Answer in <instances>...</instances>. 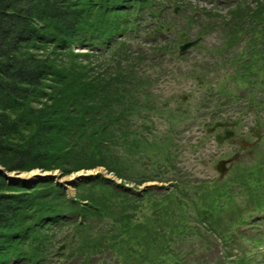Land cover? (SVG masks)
I'll return each mask as SVG.
<instances>
[{
    "label": "rangeland",
    "instance_id": "obj_1",
    "mask_svg": "<svg viewBox=\"0 0 264 264\" xmlns=\"http://www.w3.org/2000/svg\"><path fill=\"white\" fill-rule=\"evenodd\" d=\"M261 1L154 0L158 5L149 10L164 26L161 33L151 34L149 10L143 6L146 24L140 35L129 37L133 49L148 53L164 40L175 42L174 48L197 37L200 41L174 61L166 53L159 65L147 59L134 67L150 79L144 88L147 106L127 119V148L111 150V169L97 166L68 175L41 168L19 171V176L33 173L29 188L50 179H33L35 175L54 174L53 182L65 189L60 196L71 202L56 201L66 219L55 221L48 236L53 241L51 255L59 253L46 257L43 264H264V217L252 220L264 214V135L257 141L247 138L248 133L243 136L251 127L264 132V4L253 11ZM181 33H186L185 39ZM87 50L73 47L74 52ZM106 50L90 59L94 67L106 62ZM138 96L142 98L139 91ZM223 119L234 121L235 137H246L253 146L244 150L232 146L231 140L218 143L215 133H207L206 127ZM135 137L139 147L130 146ZM234 152L240 156L220 177L217 162ZM79 174H98L102 182L121 181L140 185L138 189L154 183L157 188L138 199L116 188L107 216L84 225L72 198L86 202L111 189L81 185L83 179H75ZM17 184L21 183L12 185ZM174 240L176 248L171 250ZM110 246L113 252L99 259L102 255L96 253ZM152 255L159 258L151 259ZM7 257L13 262L12 254Z\"/></svg>",
    "mask_w": 264,
    "mask_h": 264
},
{
    "label": "trees",
    "instance_id": "obj_2",
    "mask_svg": "<svg viewBox=\"0 0 264 264\" xmlns=\"http://www.w3.org/2000/svg\"><path fill=\"white\" fill-rule=\"evenodd\" d=\"M263 4L264 0L250 10ZM157 5L154 0H0L1 170L41 168L68 175L97 166L112 168L111 150L127 148V119L147 106L144 88L150 79L134 67L147 59L159 65L166 53L173 59L178 56L175 42L164 40L148 53L129 42L146 24L143 6L151 10ZM150 10L149 33H161L164 24ZM74 46L88 50L74 52ZM104 48L107 59L97 69L91 60ZM129 142L138 147L141 143L136 137ZM82 179L81 185L111 189L86 202L72 198L86 225L89 219L107 216L118 186L108 179L102 182L98 174ZM30 185L14 186L0 176V264H43L46 257L59 253L51 255L48 233L55 221L66 219L56 201L71 202L60 196L65 189L53 179ZM121 211L124 217L127 208ZM174 241L171 250L178 240ZM107 251L113 252L111 246L96 254L104 260ZM9 254L14 257L11 263Z\"/></svg>",
    "mask_w": 264,
    "mask_h": 264
},
{
    "label": "water",
    "instance_id": "obj_3",
    "mask_svg": "<svg viewBox=\"0 0 264 264\" xmlns=\"http://www.w3.org/2000/svg\"><path fill=\"white\" fill-rule=\"evenodd\" d=\"M185 35L186 34H182L181 37L185 38ZM199 39L200 38L197 37L194 40L186 41L185 43L181 44L179 46V52L184 53L188 48L194 47L197 44V42L200 41ZM222 125H227V123L226 122H222V123L217 122V123H215V125L213 127H211V129H209V132L214 130L216 126H222ZM229 135H230V133L227 132L224 137L225 138L229 137ZM216 139H217L218 142H222L224 138L216 136ZM246 144H247L246 142L245 143L244 142L241 143L242 147H244ZM228 161L229 160H221V161L218 162V164L216 166V169H217V171H219L221 177L224 176V174L226 172V163ZM19 173H20L19 171H16V173L9 174L7 171H4V170L0 169V176H2L4 179L8 180L9 183H12V184L22 183L23 185H27V186L33 183L34 180H30V179L25 180V179H22L21 177H19L18 176ZM53 177H54V174L49 172V173H46V175H40V174L35 175L33 179H42V178L49 179V178H53ZM82 177H83V175H82ZM82 177L78 176L75 179L76 180H80V179H82ZM46 179H43V180H46ZM71 183H73V181H71L70 184Z\"/></svg>",
    "mask_w": 264,
    "mask_h": 264
},
{
    "label": "flooded vegetation",
    "instance_id": "obj_4",
    "mask_svg": "<svg viewBox=\"0 0 264 264\" xmlns=\"http://www.w3.org/2000/svg\"><path fill=\"white\" fill-rule=\"evenodd\" d=\"M200 80H201V78H200ZM230 122H232V121H230ZM230 124L231 125L228 126V127H225V126L222 127L223 128L222 134L216 133V131L218 129V128H216L215 131H214L215 132L214 137L216 135L223 136L225 133L229 132L230 133L229 139H225L223 142L228 141V140H231L232 146H236L238 144V146L240 148H243L245 150L246 148H250L251 146H253V143H254L253 141H250L247 138H251V139H254V141H257V140L261 139L263 137V135H264V132L262 130H259L257 128L251 127V128H248L247 130H245L243 132V136L247 135V133H248L249 136L247 138L246 137L245 138H236L235 137V133H237V125H236V123L234 121L232 123H230ZM214 132H212V133H214ZM242 142H244V143L246 142L247 143L245 145V147H241L242 146L241 145ZM234 156L236 157L235 159H237L240 155H239L238 152H234V154L232 156H230V157H224V158L231 159ZM224 158H221V159H224ZM235 159L232 160L230 163H227V166L229 164H232L235 161ZM133 186H134V184H133ZM137 186H140V185H137Z\"/></svg>",
    "mask_w": 264,
    "mask_h": 264
},
{
    "label": "bare ground",
    "instance_id": "obj_5",
    "mask_svg": "<svg viewBox=\"0 0 264 264\" xmlns=\"http://www.w3.org/2000/svg\"><path fill=\"white\" fill-rule=\"evenodd\" d=\"M33 173H28L26 176L25 175H23V176H19V177H21L22 179H31L33 176ZM78 176H80V174L79 175H76V177H78ZM74 177V176H73Z\"/></svg>",
    "mask_w": 264,
    "mask_h": 264
}]
</instances>
